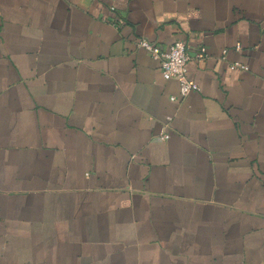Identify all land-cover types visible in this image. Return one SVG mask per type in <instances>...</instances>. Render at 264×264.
Here are the masks:
<instances>
[{
	"label": "crops",
	"instance_id": "0c3cea01",
	"mask_svg": "<svg viewBox=\"0 0 264 264\" xmlns=\"http://www.w3.org/2000/svg\"><path fill=\"white\" fill-rule=\"evenodd\" d=\"M0 264H264V0H0Z\"/></svg>",
	"mask_w": 264,
	"mask_h": 264
},
{
	"label": "built area",
	"instance_id": "2783aa9c",
	"mask_svg": "<svg viewBox=\"0 0 264 264\" xmlns=\"http://www.w3.org/2000/svg\"><path fill=\"white\" fill-rule=\"evenodd\" d=\"M137 46L145 49L151 57L158 61L164 79H176L179 84V94L181 97L198 89V85L191 79L188 73L187 62L190 60L191 55L188 52L187 45L183 41L175 40L168 45H160L146 39H140L137 41ZM206 55L207 52L203 46L198 47L194 53V57L197 59L203 58ZM230 67L245 68L238 62L232 63ZM175 99V96L170 97V100ZM169 120L170 117L167 118V122L160 132L159 136L161 140L169 138Z\"/></svg>",
	"mask_w": 264,
	"mask_h": 264
}]
</instances>
